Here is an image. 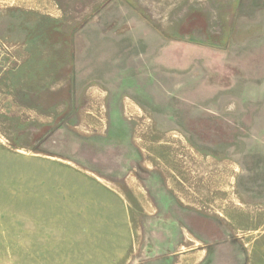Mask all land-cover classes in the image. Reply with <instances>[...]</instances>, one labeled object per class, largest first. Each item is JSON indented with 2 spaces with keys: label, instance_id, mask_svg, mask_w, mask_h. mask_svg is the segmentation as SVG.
<instances>
[{
  "label": "rangeland",
  "instance_id": "1",
  "mask_svg": "<svg viewBox=\"0 0 264 264\" xmlns=\"http://www.w3.org/2000/svg\"><path fill=\"white\" fill-rule=\"evenodd\" d=\"M148 144L159 160L142 182L132 167ZM164 159L191 165L185 186ZM213 168L228 179L203 207L211 252L264 264V0H0V264L151 253L150 211L126 229L110 211L101 230V191L56 175L105 183L111 207L126 177L133 223L131 209L164 192L176 203Z\"/></svg>",
  "mask_w": 264,
  "mask_h": 264
},
{
  "label": "crops",
  "instance_id": "2",
  "mask_svg": "<svg viewBox=\"0 0 264 264\" xmlns=\"http://www.w3.org/2000/svg\"><path fill=\"white\" fill-rule=\"evenodd\" d=\"M159 163L166 165V168L167 166L171 167L170 171L175 173V177L184 186L191 178L192 173H190V168L188 167L190 165L189 163H187L188 166H185L184 163H177L174 160L169 161L167 159H164V161L161 160ZM158 170L163 172L161 168H158ZM194 178L196 180L195 192L190 193L186 190L188 188L178 185V189L171 191L176 203L170 199L171 197L168 192L158 193L159 203L151 204V209L147 208L148 206L145 208L143 207L144 205H140V207L136 206V209L130 210L134 213V218H132L134 222L131 223L128 222L126 196H134V201L136 202L137 193L132 192L133 189L130 187L129 191L124 190V193H122L121 189H124V187L121 186V183V185L119 184L120 188L116 192L118 195V203L111 207L109 203L112 194L109 190L107 191L105 183H103L104 185H100L94 179L86 178L82 175H78L77 177H62L61 175H56L54 177L55 180L82 179L85 180L88 190L101 191V194L104 196L102 203L104 220L102 221L103 227L101 226V230H104L106 227L105 215L110 211H117L121 215L124 213V220L120 219L119 221L120 229H126L128 226L135 228L145 227L143 223H137L135 215L137 216L139 212L144 214L150 211V215H153V217L148 220L146 225L153 230L154 235H152V245L146 251H150L151 253L141 258V264H222L223 261H232V257L226 256L221 251L211 252L213 242L218 241L215 232H213V229L217 227L213 224V219L211 220L207 217L209 213L203 209L209 200L208 198H210V195L208 197V191H212L213 196L218 198V202H222V199L219 197L222 196V187L227 182L228 175L223 170L213 168L207 174L201 173ZM98 179L102 180L101 178ZM174 179H172V182L176 185L177 182ZM103 180L107 182L105 178ZM225 209L227 211V207ZM210 216L212 217L211 214ZM96 229L99 230L100 228L97 227ZM138 242L140 243V250L143 251L146 242L143 239Z\"/></svg>",
  "mask_w": 264,
  "mask_h": 264
},
{
  "label": "flooded vegetation",
  "instance_id": "3",
  "mask_svg": "<svg viewBox=\"0 0 264 264\" xmlns=\"http://www.w3.org/2000/svg\"><path fill=\"white\" fill-rule=\"evenodd\" d=\"M153 143L154 142H150ZM147 144V142H146ZM151 144H148V146L146 145L145 148H142L140 146L136 147V152L138 153V157H136V163L135 165L132 167V172L136 175V177L138 179H140L142 182H149L148 178L151 177V175L153 174V167H149L147 165V163H150L151 161L154 160V158H156L158 160V158L156 157V155H154L156 152H158V147L152 146ZM124 158L127 159L128 156L127 154L124 155ZM122 168L126 171L127 168V162L125 163V165L122 164ZM157 169V168H155ZM155 173L161 174L163 175L160 171H156ZM123 178V177H122ZM127 178L124 177L123 181H122V186L124 187V190L129 191V187L127 184Z\"/></svg>",
  "mask_w": 264,
  "mask_h": 264
}]
</instances>
